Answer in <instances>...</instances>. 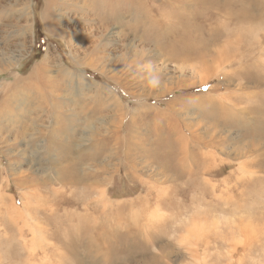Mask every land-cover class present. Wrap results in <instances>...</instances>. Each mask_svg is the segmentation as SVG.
I'll list each match as a JSON object with an SVG mask.
<instances>
[{"label":"rangeland","instance_id":"rangeland-1","mask_svg":"<svg viewBox=\"0 0 264 264\" xmlns=\"http://www.w3.org/2000/svg\"><path fill=\"white\" fill-rule=\"evenodd\" d=\"M0 103V264H264V0H0Z\"/></svg>","mask_w":264,"mask_h":264},{"label":"bare ground","instance_id":"bare-ground-1","mask_svg":"<svg viewBox=\"0 0 264 264\" xmlns=\"http://www.w3.org/2000/svg\"><path fill=\"white\" fill-rule=\"evenodd\" d=\"M23 6V5H22ZM21 8H23V7H21ZM21 12V11H20ZM18 15V14H17ZM3 55V54H2ZM93 64V63H92ZM8 68V67H7ZM47 69V68H46ZM1 70H2V67H1ZM59 70H61V68L59 69ZM5 72V71H4ZM63 76V75H62ZM37 79V78H36ZM44 79V78H43ZM37 80H40V77L37 79ZM61 81V80H60ZM39 82V81H38ZM34 84V83H33ZM63 84V83H62ZM40 85V84H39ZM15 86V85H14ZM21 86V85H20ZM19 88V87H18ZM61 88V87H60ZM17 90V89H16ZM32 90V89H31ZM101 91V90H100ZM3 92V91H2ZM19 92V91H18ZM32 92V91H31ZM20 93H21V91H20ZM44 93H45V91H44ZM3 94V93H2ZM5 94V93H4ZM24 94V93H23ZM32 94H34V93H32ZM65 94V93H64ZM3 96V95H2ZM9 96V99H11V96L10 95H8ZM14 96H16L15 94H14ZM57 96V95H56ZM3 97H5V96H3ZM33 97H35V96H33ZM2 99V98H1ZM9 99H8V101H9ZM16 98L14 97V99L13 100H15ZM27 101V100H26ZM13 102V101H12ZM54 102V101H53ZM2 103V102H1ZM0 103V104H1ZM8 103V102H7ZM9 104V103H8ZM7 104V105H8ZM2 105V104H1ZM40 105V104H39ZM5 108V107H4ZM1 110V109H0ZM16 110V107L14 108V107H10L9 106V109L7 110V115L6 114H3V117H4V119H2V117H0V127L1 128H4V127H9V125H11L12 124V122H14V120L16 119V113L14 112ZM44 111V110H43ZM2 114H0V116H1ZM24 115V114H23ZM75 123V122H74ZM73 122L72 123H69V125L68 126H70V125H72V124H74ZM67 126V127H68ZM73 126V125H72ZM89 128V127H88ZM70 129V128H69ZM90 129V128H89ZM67 131V130H66ZM6 132V131H5ZM62 131H60L59 133H61ZM67 133V132H66ZM23 134V133H22ZM63 134V133H62ZM65 134V133H64ZM69 143V142H68ZM59 144V143H58ZM70 145L72 144V143H69ZM60 146H61V144L60 145H58L57 147H59V149H60ZM56 147V146H55ZM55 150V149H54ZM60 151V150H59ZM47 155V154H46ZM60 155H61V153H60ZM60 159V158H59ZM52 160V159H51ZM55 164V163H54ZM72 171V170H71ZM83 172V171H82ZM85 173V172H84ZM78 174V173H77ZM92 174V173H91ZM105 176V175H104ZM90 177V175L87 173V175L86 176H84V175H81V176H79L76 180H75V182H87L88 181V178ZM98 184V183H97ZM103 184V183H102ZM103 186V185H102ZM88 196L90 197L91 196V193H90V191H89V194H88ZM37 201V200H36ZM102 201H104V199L102 200ZM105 202V201H104ZM12 208V207H11ZM44 209V208H43ZM90 209L89 208H87V211H89ZM92 211V210H91ZM13 212V211H12ZM15 212V211H14ZM92 214V213H91ZM90 217H91V215H90ZM93 217V216H92ZM95 217V216H94ZM103 217V216H102ZM102 222V224H106V222H104V221H101ZM100 231H102V230H100ZM103 233L104 232H101V233H98V234H100V235H103ZM249 255V254H248Z\"/></svg>","mask_w":264,"mask_h":264}]
</instances>
